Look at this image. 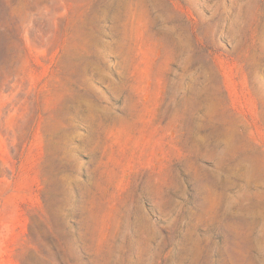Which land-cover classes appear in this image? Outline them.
Segmentation results:
<instances>
[{"label":"rangeland","instance_id":"374dc122","mask_svg":"<svg viewBox=\"0 0 264 264\" xmlns=\"http://www.w3.org/2000/svg\"><path fill=\"white\" fill-rule=\"evenodd\" d=\"M0 264H264V0H0Z\"/></svg>","mask_w":264,"mask_h":264}]
</instances>
